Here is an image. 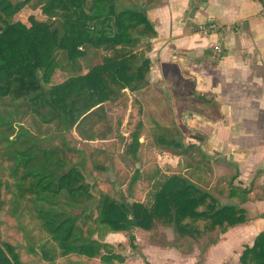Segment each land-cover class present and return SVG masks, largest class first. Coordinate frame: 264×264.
<instances>
[{"label": "trees", "instance_id": "obj_1", "mask_svg": "<svg viewBox=\"0 0 264 264\" xmlns=\"http://www.w3.org/2000/svg\"><path fill=\"white\" fill-rule=\"evenodd\" d=\"M155 1L0 0V214L13 219L22 240H4L0 220V264H123V246L105 242L109 233L124 234L134 248L135 228L159 224L206 246L246 221L238 206L215 199L246 194L232 185L237 169L213 187L217 160L194 135L168 138L159 126L154 145L178 157L180 170L156 168L143 177L144 196L132 201L100 191L104 182H88L86 153L70 145L69 135L83 142L119 137L106 103L148 92L156 32L147 11ZM26 7L36 14L22 20ZM179 123L172 117L167 127ZM131 135L134 155L140 136ZM240 263L264 264V231Z\"/></svg>", "mask_w": 264, "mask_h": 264}, {"label": "crops", "instance_id": "obj_2", "mask_svg": "<svg viewBox=\"0 0 264 264\" xmlns=\"http://www.w3.org/2000/svg\"><path fill=\"white\" fill-rule=\"evenodd\" d=\"M263 9L264 0H156L149 7L156 37L147 53L149 90L137 98L147 96L153 118L162 105L167 125L180 111L186 137L196 136L217 160L213 171L229 178L237 169L232 185L246 194L215 199L238 206L246 221L206 246L159 224L135 228L134 248L124 234L109 233L105 242L123 246V264H241L243 250L264 231ZM207 22L217 30L198 31Z\"/></svg>", "mask_w": 264, "mask_h": 264}, {"label": "rangeland", "instance_id": "obj_3", "mask_svg": "<svg viewBox=\"0 0 264 264\" xmlns=\"http://www.w3.org/2000/svg\"><path fill=\"white\" fill-rule=\"evenodd\" d=\"M20 14L22 20H25L30 14H36V11L26 7ZM154 103L158 104L157 101ZM151 108L152 104H150L147 96H138L137 98V95L125 93L115 102L106 103L105 105L109 122L115 127L116 124H120L119 137L114 138L111 135L106 141L83 142L73 135L68 136L71 146L77 150H84L86 153L87 181L90 183L94 180L104 182L99 185L100 191L109 192L111 196L118 200L132 201L140 196L143 197L145 194L144 189L149 187V183L143 177L156 168H160L168 174L177 173L180 170L181 163L178 157L168 155L167 157L162 156L160 159L156 158V152L160 148H157L153 141L160 134L159 126H161L164 133H167L168 138H182L179 133H186V130L184 131L185 127H181L180 123L178 129L172 126L167 127L168 125L165 122L167 118L164 115L165 109L162 105L159 106L158 112H155L156 117H154L159 122V125L155 126L153 121L151 122L153 117ZM178 113L180 111L174 117L177 122L179 120ZM139 120L140 123L141 120H144L141 126H137ZM132 132H137L140 136L138 149L134 155L128 151ZM103 151L104 154L99 153ZM71 157L76 159L77 155L72 154ZM95 163L101 164L106 170H94L92 167ZM213 166H215L214 163L210 167L212 170V175L209 176L210 180L213 181V178L217 179L225 176L226 173L218 171L217 168L213 171ZM141 191H144V193H141ZM0 220H2V238L12 243L22 242L20 236L14 230L13 219L1 213ZM201 225L202 223H199V226ZM118 250L122 251L123 248L118 246Z\"/></svg>", "mask_w": 264, "mask_h": 264}, {"label": "built area", "instance_id": "obj_4", "mask_svg": "<svg viewBox=\"0 0 264 264\" xmlns=\"http://www.w3.org/2000/svg\"><path fill=\"white\" fill-rule=\"evenodd\" d=\"M261 15L264 16V9L261 11ZM216 30H217V26L213 22H207V23L202 24L198 27V31L203 32V33L214 32ZM168 155L169 154H167L165 152H161V151L156 152V158L157 159H160L162 156L167 157Z\"/></svg>", "mask_w": 264, "mask_h": 264}, {"label": "bare ground", "instance_id": "obj_5", "mask_svg": "<svg viewBox=\"0 0 264 264\" xmlns=\"http://www.w3.org/2000/svg\"><path fill=\"white\" fill-rule=\"evenodd\" d=\"M257 173V172H256Z\"/></svg>", "mask_w": 264, "mask_h": 264}]
</instances>
